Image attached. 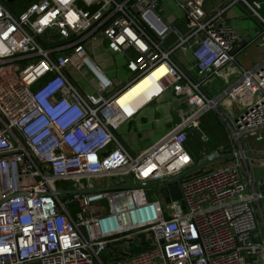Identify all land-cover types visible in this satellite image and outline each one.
I'll return each instance as SVG.
<instances>
[{
  "label": "built area",
  "instance_id": "built-area-1",
  "mask_svg": "<svg viewBox=\"0 0 264 264\" xmlns=\"http://www.w3.org/2000/svg\"><path fill=\"white\" fill-rule=\"evenodd\" d=\"M79 1L38 0L15 14L0 0V264H264V242L254 238L262 194L248 189L238 161L182 179L171 203L146 187L56 194L102 187L104 176L124 185L179 174L194 163L188 132L209 110L241 148L264 130V59L237 63L241 36L225 18L243 4L263 20L261 2L175 0L178 26L164 19L161 0H104L94 10ZM104 41L136 53L132 79L116 90L86 52ZM187 51L194 61L186 67L174 55ZM233 63L238 78L212 95L210 78ZM162 66L145 104L177 88L185 117L136 154L117 131L141 106L119 100ZM84 69L97 88L71 75ZM228 98L240 104L233 117L222 108ZM102 201L107 211L95 210Z\"/></svg>",
  "mask_w": 264,
  "mask_h": 264
},
{
  "label": "crops",
  "instance_id": "crops-1",
  "mask_svg": "<svg viewBox=\"0 0 264 264\" xmlns=\"http://www.w3.org/2000/svg\"><path fill=\"white\" fill-rule=\"evenodd\" d=\"M1 1L13 13L20 14L29 5L38 0ZM103 1L104 0H80L79 6L84 9L94 10L99 7ZM210 1L212 3L217 2V0ZM258 1L261 2L260 15L263 20L255 16L250 11V9L243 4H236L232 6L225 15L228 25L232 27L236 32H238L241 36V41L236 44L233 53L236 57L237 63L246 68H250L264 59V54L258 57H253V51L257 50L260 45H264V0ZM161 6L162 15L167 22L178 26H183V13L178 7L175 0H161ZM105 43L108 44L107 50L102 53H99V55L95 57L96 60H94L93 56L89 53L88 49H91V51L93 50L95 52L96 48L104 47ZM86 52L91 58V60L94 61V63L102 70L103 73L104 70L107 71L114 67L113 58L125 60L128 75L118 78L109 77L106 73H104L113 82V89L116 90L121 87H124L132 79L134 74L133 70L131 69V63L133 62V60H135L136 55L133 50H130L126 54H123L122 52L113 49L108 42L104 41L99 44L88 42L86 44ZM178 60L181 61V63L186 67L188 65L193 64L194 61L190 51L179 55ZM237 63H233L223 67L221 70H219V72H217V74L213 75L210 78L209 83L211 86H214L213 89L209 90L212 95L218 94L220 89L224 88L226 85H229L231 82L238 78L240 74V68ZM178 94L179 93L177 88L172 89L171 91L164 94L161 98L155 99L147 104L144 103L141 106L138 114H136L133 118L129 119L127 122L120 126L119 134L123 139L122 141H124L125 144L133 147L134 150H140L139 152H137L138 154H140L155 145L156 143L163 140L174 129L176 124H179L182 121L183 117H185V114H182L181 112L184 111L182 110L184 105L182 103V100H180V96ZM180 104L183 107H178V105ZM148 106H152L150 110L151 120H147L145 115L141 113L142 109ZM239 106L240 104H237L236 101L229 98L222 103V108L226 110L232 117L239 113ZM216 112L221 115L218 111ZM205 113L200 118V125L204 121ZM136 119H139V123L137 124L134 123ZM156 126L162 129L158 132V134H154L152 133V131L148 133L149 130ZM123 133H127V136L123 135ZM147 133L150 134L151 141H148L149 137L147 136ZM250 137V140H247L245 138L246 140L242 142V148L239 146V144L233 141L235 148L233 150L243 149L245 151L249 148L253 152L264 153V130L259 132L256 136ZM187 149L192 155V152L190 151L189 147ZM235 161L240 162L242 166V172L248 182V189L250 191L255 190L262 194V198L255 204V210L260 224L258 230L255 232L254 238L257 241L264 242V159L259 160L242 158L240 160ZM222 162L224 161L216 163ZM125 181L129 184L131 182L133 183L131 179H125ZM97 182L103 184L102 187L120 186L122 179L118 177L104 176L101 177ZM164 193L166 195L167 189L164 190ZM180 197L181 195L179 197L174 198L179 199ZM174 198L173 200H176Z\"/></svg>",
  "mask_w": 264,
  "mask_h": 264
},
{
  "label": "rangeland",
  "instance_id": "rangeland-1",
  "mask_svg": "<svg viewBox=\"0 0 264 264\" xmlns=\"http://www.w3.org/2000/svg\"><path fill=\"white\" fill-rule=\"evenodd\" d=\"M263 42H264V38H263ZM107 46H108V44L105 43L104 47L96 48L95 52L93 50L91 51V49H88V51L93 56V59L96 60L95 57L98 56L99 53L106 51ZM263 54H264V45H260V47L257 50L253 51V57H258V56L263 55ZM179 55H180L179 53H176L174 55V57L178 59ZM113 65H114V67H112L110 70H107V71L104 70V73H106L109 77L121 78V77L128 75L125 60L113 58ZM71 75L73 77H75L77 84L80 85L81 87H83L84 89H86L88 81H90V82L93 81L94 86L96 88L98 87L97 80L94 78L93 74L87 69H84L82 71L81 75L78 72H72ZM111 90H115V89L112 88ZM180 106H181V104L178 105V107H180ZM235 106H234V108H235ZM151 107L152 106L145 107L141 111V113L143 115H145L147 120H151L150 119ZM181 107H183V106H181ZM183 109H184V107H183ZM221 116L222 115H219L215 110H209V111H207V113H205L204 121L202 122L200 127L197 129H192L188 132V140H187L188 143L186 142L187 143L186 147L187 148L189 147L190 151L192 152V157H193L194 161L199 160L202 157L203 153L204 154L210 153L214 150L231 151V150L235 149L234 148V142L231 138L230 131L228 130L229 126H228L227 122L225 120H223V117H221ZM134 123L135 124L139 123V119H136L134 121ZM226 124H227L228 128H227ZM160 130H162V129L158 128L156 126V127H153L151 130H149L148 133H150V131H152V133L158 134V132ZM119 132H120V128L118 129L117 134L121 138ZM123 135L127 136V133H123ZM147 136L149 137L148 141H151L150 134H148ZM246 139L250 140L251 137L247 136ZM127 146L129 147V149L133 153L138 154L137 152L140 151V150L139 151L134 150L133 147H131L129 145H127ZM218 164L219 163L211 164V165L207 166L206 169H211L212 167H215ZM146 188H147L149 195H151V196H153L154 193L157 195L160 194L165 203H171V201H173L174 197H179L181 195L180 181H178V180L170 181V182L162 183V184H157V185H153V186L146 187ZM165 189H167L166 195L164 193ZM174 199H177V198H174ZM93 208L95 210L98 208H104L105 211H107V201H102V202L96 203V204H94Z\"/></svg>",
  "mask_w": 264,
  "mask_h": 264
},
{
  "label": "water",
  "instance_id": "water-1",
  "mask_svg": "<svg viewBox=\"0 0 264 264\" xmlns=\"http://www.w3.org/2000/svg\"><path fill=\"white\" fill-rule=\"evenodd\" d=\"M44 42L48 43L46 40ZM264 159V153H256L250 150L238 149V150H231V151H220L214 150L210 153L204 154L199 160L194 161V163L185 169L184 171L180 172L179 174L169 176L166 178H161L158 180H151L146 182L140 183H133V184H124L120 186H105V187H92V188H82V189H64L62 187H58L56 190V194L63 196L68 194L74 193H90V192H99V191H111V190H119V189H128L133 187H150L157 184L167 183L170 181H181L182 179L197 173L200 170H203L207 166L214 164L216 162L226 161V160H240V159Z\"/></svg>",
  "mask_w": 264,
  "mask_h": 264
},
{
  "label": "bare ground",
  "instance_id": "bare-ground-1",
  "mask_svg": "<svg viewBox=\"0 0 264 264\" xmlns=\"http://www.w3.org/2000/svg\"><path fill=\"white\" fill-rule=\"evenodd\" d=\"M166 72L165 66L160 67L157 71L152 73L151 76L143 78L132 87L120 98V103H134L137 107L142 106L146 100L152 95V90L155 88L154 81L164 76ZM153 85V86H152Z\"/></svg>",
  "mask_w": 264,
  "mask_h": 264
},
{
  "label": "trees",
  "instance_id": "trees-1",
  "mask_svg": "<svg viewBox=\"0 0 264 264\" xmlns=\"http://www.w3.org/2000/svg\"><path fill=\"white\" fill-rule=\"evenodd\" d=\"M226 161H229V160H226ZM207 169L206 168H204L203 170H200V171H198L197 173H195V174H201V173H203L204 171H206ZM181 182V181H180ZM145 244V243H144ZM144 247H146V245L144 246H141V247H139V249H143Z\"/></svg>",
  "mask_w": 264,
  "mask_h": 264
}]
</instances>
